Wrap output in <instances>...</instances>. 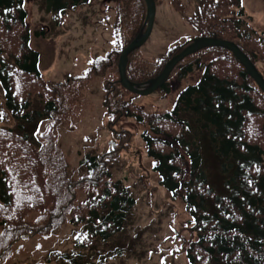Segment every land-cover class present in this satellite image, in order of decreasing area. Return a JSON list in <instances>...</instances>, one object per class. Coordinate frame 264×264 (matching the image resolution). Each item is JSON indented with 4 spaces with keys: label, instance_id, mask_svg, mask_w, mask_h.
Listing matches in <instances>:
<instances>
[{
    "label": "trees",
    "instance_id": "obj_1",
    "mask_svg": "<svg viewBox=\"0 0 264 264\" xmlns=\"http://www.w3.org/2000/svg\"><path fill=\"white\" fill-rule=\"evenodd\" d=\"M26 1L0 0V80L6 96V104L0 100V121L12 116L19 122L18 130L0 127V264H28L17 260L26 244L35 236L48 239L68 224L83 227L74 250L31 264H91L79 250L97 240L109 242L128 223L136 198L124 181L113 179L111 163L117 151L130 150L131 131L116 130L120 143L112 141L104 155L85 157V175L74 180L56 136L30 130L43 119L58 128L96 77L105 78L111 130L125 119L142 125L159 183L184 203L191 225L184 246L188 264H264V92L234 54L210 47L184 58L158 92L166 97L173 83L200 75L198 81L180 91L170 111L147 113L124 100L122 93H131L121 86L118 71L121 53L145 25L144 0H109L115 48L99 65L64 82L44 78L40 53L31 46ZM184 1L202 4L198 15L188 16L182 0H171L197 37L236 44L264 78V28L252 24L245 0ZM90 4L47 0L46 6L61 25L69 12ZM191 43L171 49L152 73L134 59L136 52L130 54L128 79L143 83L159 76ZM35 98L43 110L31 109Z\"/></svg>",
    "mask_w": 264,
    "mask_h": 264
},
{
    "label": "rangeland",
    "instance_id": "obj_2",
    "mask_svg": "<svg viewBox=\"0 0 264 264\" xmlns=\"http://www.w3.org/2000/svg\"><path fill=\"white\" fill-rule=\"evenodd\" d=\"M46 3L47 0H28L25 4L27 23L32 30L31 46L40 53V69L45 79L64 82L69 77L82 76L105 60L115 48L114 12L109 0H92V4L69 12L61 25H56ZM171 3V0L158 2L153 33L134 56L135 60L148 65L150 73L171 49L197 38L196 30L187 24L185 15H198L202 4H187L182 0L186 7L183 15L174 10ZM245 3L248 14L254 18L252 24L258 29L264 28V0H245ZM199 77L194 75L173 83V90L166 97L161 91L148 96L129 93H122V96L124 100H130L131 106L147 113H165L171 110L180 91L196 83ZM104 79L96 77L90 82L84 99L55 130L49 119L30 125L32 133L56 136L68 158L69 173L74 180L85 175V169L81 168L85 157L104 155L111 150L112 141L120 143L116 130L128 129L133 133L130 150L117 151L111 171L115 181L122 180L131 188L136 198L135 209L120 234L106 243L97 240L79 252L91 264H188L184 246L189 238V214L183 201L173 197L159 183L157 171L153 170V162L146 153L142 125L133 119H125L111 130L103 102ZM0 100L6 104L1 80ZM43 108L44 105L35 98L31 109ZM18 123L10 116L8 122L0 121V127L18 130ZM82 230V226L68 224L48 239L35 236L17 260L31 264L46 261L53 252H71L76 236Z\"/></svg>",
    "mask_w": 264,
    "mask_h": 264
},
{
    "label": "water",
    "instance_id": "obj_3",
    "mask_svg": "<svg viewBox=\"0 0 264 264\" xmlns=\"http://www.w3.org/2000/svg\"><path fill=\"white\" fill-rule=\"evenodd\" d=\"M147 5V17L145 25L137 38L123 50L118 64L120 83L123 88L133 94L139 96H148L159 90L169 79L175 66L184 58L197 53L200 50L210 47H221L234 54L238 61L245 67L248 74L256 81L258 86L264 92V78L258 72L250 59L240 50V48L232 43L214 38L199 37L187 46L180 54L173 57L165 66L162 73L144 83H133L127 77V66L129 56L134 51L140 49L149 40L155 24L157 6L155 0H144Z\"/></svg>",
    "mask_w": 264,
    "mask_h": 264
},
{
    "label": "snow or ice",
    "instance_id": "obj_4",
    "mask_svg": "<svg viewBox=\"0 0 264 264\" xmlns=\"http://www.w3.org/2000/svg\"><path fill=\"white\" fill-rule=\"evenodd\" d=\"M167 239V238H166Z\"/></svg>",
    "mask_w": 264,
    "mask_h": 264
}]
</instances>
